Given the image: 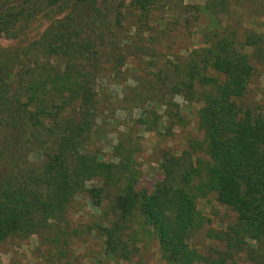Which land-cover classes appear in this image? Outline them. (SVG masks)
<instances>
[{"label": "trees", "instance_id": "1", "mask_svg": "<svg viewBox=\"0 0 264 264\" xmlns=\"http://www.w3.org/2000/svg\"><path fill=\"white\" fill-rule=\"evenodd\" d=\"M183 1L0 0V35L26 42L47 23L22 48L0 50V243L55 230L54 243L63 237L70 245L68 210L86 193L103 209L94 227L106 264L135 263L148 238L165 264H228L246 247L264 264V251L248 246L264 245V113L241 102L256 70L246 49L263 56L264 35L247 30L241 40L235 29H216L206 34L208 46L165 66L162 99L170 94L172 109L179 107L176 95L202 103L197 123L204 138L180 154L164 151L162 178L151 187L140 183L138 147L121 142L118 162L88 150L105 106L96 78L102 64H124L105 43L122 25V9L145 25L154 9ZM229 5L207 6L218 17ZM33 152H41L38 163L30 160ZM94 180L101 183L88 186ZM212 194L237 217L225 230L208 232L224 246L205 255L190 240L209 221L198 200Z\"/></svg>", "mask_w": 264, "mask_h": 264}, {"label": "rangeland", "instance_id": "2", "mask_svg": "<svg viewBox=\"0 0 264 264\" xmlns=\"http://www.w3.org/2000/svg\"><path fill=\"white\" fill-rule=\"evenodd\" d=\"M183 2L173 9L168 6L154 9L145 25H141L135 13L123 8L122 25L115 26V34L108 35L105 43L115 56L123 57L124 64L116 69L112 67V63L117 62L115 59L102 64L95 82V91L105 99V106L103 115L97 119L88 150L105 161L118 162L116 146L121 142L138 147L135 157L141 170V186L151 187L162 178L160 164L164 151L180 154L189 147L190 141L204 138L197 123V112L202 103L176 95L173 100L179 107L172 109L167 103L170 94L162 99L166 90L160 78L165 66L178 62V58H186L195 48L208 46L206 34L216 29H235L241 40L247 30L264 35V0H230L228 11L218 17L208 9L209 0ZM186 18L190 21L186 22ZM45 28L47 23L37 29L41 31L33 32L30 40L40 36ZM29 41L20 43L0 35V50L20 49ZM246 50L256 70L241 102L264 113V54L260 56L252 46ZM150 111L157 112L158 120ZM154 120L156 123L152 122ZM40 158L41 152H33L30 156L34 163ZM100 183L94 180L88 182V186ZM197 206L209 221L195 233L190 243L200 253L209 255L211 248H222L224 244L209 238L208 232L225 230L235 222L237 215L220 204L213 194L209 198H199ZM102 211V207L93 205L88 194H79L68 210L69 234L64 236L70 245L62 244L63 237L60 244L54 243L55 230L30 238H11L0 243V264L108 263L103 238L94 227ZM149 239L143 245L141 259L122 264H165L157 241ZM248 246L254 251H264V245L259 246L253 240H248ZM60 249L64 250L62 254ZM247 250L246 247L228 264H257L247 256Z\"/></svg>", "mask_w": 264, "mask_h": 264}]
</instances>
